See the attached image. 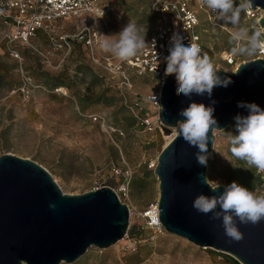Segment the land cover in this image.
I'll return each instance as SVG.
<instances>
[{"label":"rangeland","instance_id":"obj_1","mask_svg":"<svg viewBox=\"0 0 264 264\" xmlns=\"http://www.w3.org/2000/svg\"><path fill=\"white\" fill-rule=\"evenodd\" d=\"M106 2L111 11L86 32L96 34L91 47L77 41L80 22L62 19L53 23L52 31L73 38L70 48L56 50L47 33H40V40L33 38V48H18L19 59L0 48V156L12 154L34 161L69 195L115 180L113 190L127 206L128 231L135 227L134 232L107 248L90 247L74 262L60 264H233L221 252L198 247L152 223L151 206L158 199L154 167L173 135L158 123L148 130L141 119L158 118L159 108L150 97L152 92L159 94L160 80L129 73V83L121 84L95 64L92 56L112 57L99 48L100 35L118 34L132 22L147 41L163 20L153 0ZM192 5L197 7L195 1ZM251 23L240 20L234 26L220 20L232 32L246 28L248 36L254 34L248 30ZM196 31L215 68L232 73V66L220 57L236 47L231 35L212 26L203 14ZM253 57L235 54V62L239 65ZM22 86L28 94H21ZM223 131L214 133L216 151L209 152L205 176L221 186L235 181L249 190L263 189L262 173L254 167L246 169L245 162L231 155L228 134H238L235 122Z\"/></svg>","mask_w":264,"mask_h":264},{"label":"water","instance_id":"obj_2","mask_svg":"<svg viewBox=\"0 0 264 264\" xmlns=\"http://www.w3.org/2000/svg\"><path fill=\"white\" fill-rule=\"evenodd\" d=\"M264 11V0H252ZM258 24L264 28V17ZM166 69L164 61L163 74ZM236 74L218 70L221 78H231L227 87L213 89L212 96L176 94L174 75L165 77L159 91L158 120L162 130H172L183 117L180 111L190 103L214 107L219 129L248 115L238 102L255 103L264 109V61L254 59L239 64ZM215 101V104L212 102ZM209 131L208 152L212 149ZM198 148L182 137L172 136L157 155L154 174L158 180L157 219L169 234L204 248L215 249L233 264H264V220L257 225L237 226L244 234L240 242L227 243L221 220H212L193 208L199 194L219 195L203 183L205 166L195 157ZM263 175L264 182V172ZM114 179L98 189L79 195L61 191L51 175L34 161L12 154L0 156V264L72 263L90 247L107 248L128 233L129 210L114 192ZM264 189V188H263Z\"/></svg>","mask_w":264,"mask_h":264},{"label":"clouds","instance_id":"obj_3","mask_svg":"<svg viewBox=\"0 0 264 264\" xmlns=\"http://www.w3.org/2000/svg\"><path fill=\"white\" fill-rule=\"evenodd\" d=\"M202 5L219 13V18L225 23L238 26L241 12L253 7L252 0H244L238 6H234V0H200ZM102 12L99 17H103ZM141 29L130 22L121 29L118 34L105 36L98 41L99 48L110 53L120 61H128L140 54L147 46L145 34ZM264 28L247 35L246 28H238L232 32L231 40L236 42L233 54L252 57L258 52L264 51ZM246 41V43H241ZM169 55L164 57L166 62L165 77L174 75L177 88L176 94L189 97L192 94L212 96L213 89L218 86L227 87L232 83L231 78H221L210 56L202 54L201 46L190 41L188 45L183 43V37L174 33L170 38ZM236 74V72H233ZM157 96L150 97L157 103ZM215 104V101L212 102ZM158 104V103H157ZM159 105V104H158ZM160 109L162 111V106ZM238 107L247 108L248 115L235 116V128L238 134H228L231 155L237 160L245 162L246 169L256 168L264 172V109L255 103L238 102ZM215 109L203 103L192 102L187 108L180 111L182 120L171 126L172 135L182 137L190 146L198 148L195 154L197 162L207 167L210 156L208 152L209 131L211 130V144L214 151V133L222 131L214 118ZM236 167L231 160H228ZM203 183L207 184L212 192H217L221 184L210 182L207 176H203ZM223 192L219 195L206 196L199 194L193 201V208L204 215L211 213L212 220H221L227 243L240 242L244 234L237 226L239 224L257 225L264 220V189L249 190L233 181L223 186Z\"/></svg>","mask_w":264,"mask_h":264},{"label":"built area","instance_id":"obj_4","mask_svg":"<svg viewBox=\"0 0 264 264\" xmlns=\"http://www.w3.org/2000/svg\"><path fill=\"white\" fill-rule=\"evenodd\" d=\"M154 10L162 17V23L157 27L155 33L146 41V48L137 56L128 61H120L114 56L98 58L94 55L92 60L101 66L112 77H117L121 84L128 82L129 73L138 76L148 75L160 80L163 84L164 74L162 66L164 57L169 55L170 38L174 33L183 37V43L188 45L190 41L198 43L204 49L196 28L199 24V15L203 14L212 26H218L230 35L232 31L225 25H220L219 13L202 5L200 0H153ZM192 1L197 3V7L192 5ZM244 0H234V6L243 3ZM111 4L106 0H0V48H3L9 57L19 59L18 48H33V38L40 40V33H47L48 39L55 43V49L71 46V38L64 33L54 34L52 31L53 23L70 19L80 22V31L77 33V41L83 42L86 46H92L96 34L89 32L92 25L102 22L107 12L111 11ZM103 17H99L101 13ZM264 17V11L255 8L241 12L242 21H252L248 26L253 33L261 27L258 24L260 18ZM264 38V36H262ZM222 61L232 66V73L237 68L235 54L232 51H223ZM262 59L264 61V51L258 52L251 60ZM21 94H28L26 86L19 90ZM157 103L159 104V94ZM152 105L159 108V105L152 102ZM95 121L96 118H93ZM148 130H152L154 125L160 122L148 118L141 119ZM115 172V170H113ZM152 210L158 215L157 204L151 206ZM149 218V215L146 214ZM150 220V218H149ZM154 226L161 225L152 222Z\"/></svg>","mask_w":264,"mask_h":264},{"label":"bare ground","instance_id":"obj_5","mask_svg":"<svg viewBox=\"0 0 264 264\" xmlns=\"http://www.w3.org/2000/svg\"><path fill=\"white\" fill-rule=\"evenodd\" d=\"M61 90H62V89H61ZM150 214H151V217H152L153 221H155V222L157 223V221H158V220H157V213H156L155 211L152 210Z\"/></svg>","mask_w":264,"mask_h":264}]
</instances>
